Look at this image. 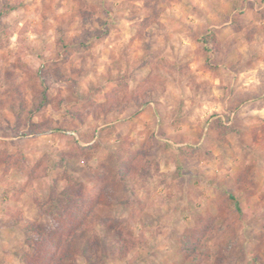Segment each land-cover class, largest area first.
I'll list each match as a JSON object with an SVG mask.
<instances>
[{
	"label": "rangeland",
	"instance_id": "obj_1",
	"mask_svg": "<svg viewBox=\"0 0 264 264\" xmlns=\"http://www.w3.org/2000/svg\"><path fill=\"white\" fill-rule=\"evenodd\" d=\"M129 151L146 171L126 190ZM62 162L119 185L129 205L101 214L126 219L148 264L264 263V0H0V264L49 220L34 196ZM187 235L211 257L193 263Z\"/></svg>",
	"mask_w": 264,
	"mask_h": 264
},
{
	"label": "trees",
	"instance_id": "obj_2",
	"mask_svg": "<svg viewBox=\"0 0 264 264\" xmlns=\"http://www.w3.org/2000/svg\"><path fill=\"white\" fill-rule=\"evenodd\" d=\"M3 7L5 13L14 9L12 5H3ZM213 38L215 36L211 34H205L202 37V42L207 45L208 51L213 49ZM208 62H210L209 57ZM47 100L48 95L45 91L42 103L45 105ZM142 103H144L142 105H148L151 102ZM38 109L40 108L35 107L33 113ZM16 113L19 119L22 110H16ZM72 116L77 118L79 114L72 113ZM31 120L32 118L30 122ZM102 131H105V128ZM125 159L126 166H121ZM136 161L134 151L127 152L126 157L121 153L115 154L117 174L120 183L123 184L120 185L121 188L129 190L133 176L146 171L145 166L143 168L136 166ZM52 170L59 171L61 177H54V182L50 184L49 195L34 196L38 210L49 220L45 223L38 221L26 223L25 229L29 233L26 247L16 253L20 264H72L79 257L85 259L88 264H107L117 259H127V264H148V254L138 250L140 239L137 240L132 232L128 233L126 219L101 214L100 209L104 206L111 208L129 205V202L122 201L115 195L114 192H118L115 188L119 185H111L108 189L100 184L94 185L93 188L87 187L84 182L69 172L67 165L63 162L53 166ZM181 172L182 166L179 165L174 174L180 175ZM228 195L236 200L237 210L243 213L235 193L229 192ZM241 222L244 224L243 219ZM204 239L197 235H187V239L181 238V250L193 263L196 257H211L212 252ZM215 259L222 262L224 254L218 253ZM253 261L256 264H264L259 258H253Z\"/></svg>",
	"mask_w": 264,
	"mask_h": 264
}]
</instances>
